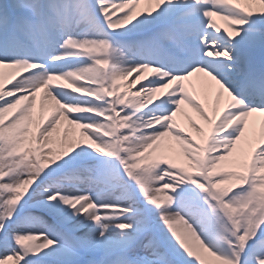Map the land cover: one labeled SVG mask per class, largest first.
<instances>
[{
  "label": "snow or ice",
  "instance_id": "obj_1",
  "mask_svg": "<svg viewBox=\"0 0 264 264\" xmlns=\"http://www.w3.org/2000/svg\"><path fill=\"white\" fill-rule=\"evenodd\" d=\"M0 264H264V0H0Z\"/></svg>",
  "mask_w": 264,
  "mask_h": 264
}]
</instances>
